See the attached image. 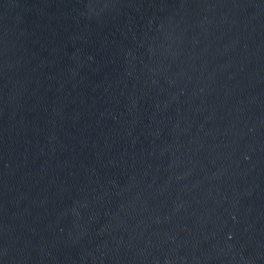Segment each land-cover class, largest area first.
I'll use <instances>...</instances> for the list:
<instances>
[{
    "label": "water",
    "instance_id": "95a60500",
    "mask_svg": "<svg viewBox=\"0 0 264 264\" xmlns=\"http://www.w3.org/2000/svg\"><path fill=\"white\" fill-rule=\"evenodd\" d=\"M0 264H264V0H0Z\"/></svg>",
    "mask_w": 264,
    "mask_h": 264
}]
</instances>
